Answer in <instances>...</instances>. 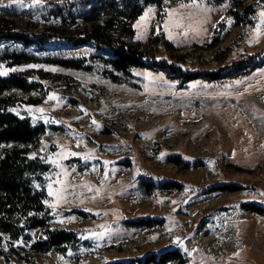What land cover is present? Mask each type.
<instances>
[{
    "label": "rangeland",
    "instance_id": "rangeland-1",
    "mask_svg": "<svg viewBox=\"0 0 264 264\" xmlns=\"http://www.w3.org/2000/svg\"><path fill=\"white\" fill-rule=\"evenodd\" d=\"M257 4L256 24L226 20L215 46V30L233 0H163L162 10L148 5L134 38L109 33L140 43L154 66L133 69L131 78L114 72L122 83L101 63L93 71L16 69L43 68L76 82L72 92L45 81L41 91L13 93L42 98L18 106L17 114L60 128L43 135L36 150L53 168L47 185L53 227L72 229L81 243L65 254L40 253L31 249L40 230L12 246L5 236L13 263L110 264L178 246L189 264H264V215L241 207L264 206V3ZM18 20L33 31L60 27L59 19ZM11 71L2 67L0 75ZM13 146H0V160ZM178 156L192 167L174 164ZM146 178L184 187L149 193L141 185ZM215 185L238 190L210 192ZM140 219L162 223L130 226ZM0 264H7L4 256Z\"/></svg>",
    "mask_w": 264,
    "mask_h": 264
},
{
    "label": "trees",
    "instance_id": "trees-1",
    "mask_svg": "<svg viewBox=\"0 0 264 264\" xmlns=\"http://www.w3.org/2000/svg\"><path fill=\"white\" fill-rule=\"evenodd\" d=\"M224 0H212L220 4ZM248 1V0H245ZM264 0L243 3L233 0L225 20L219 23L211 46L218 45L232 20L238 26L255 25L258 4ZM10 7H0V68L13 70L0 75V146L13 144L5 150L0 160V256L7 264H15L5 254L4 237L9 238L12 246L21 238H27L28 231L40 230L39 237L32 242L35 252L56 251L65 254L81 243L80 235L68 228L53 227V215L47 205L49 195L47 185L53 171L52 165L37 154L40 139L55 126L33 125L31 119L21 116L15 109L21 105H39L42 98L24 100L14 94L20 91L29 94L44 89L43 82L60 85L70 92L75 91L76 82L64 75H53L43 68L23 67L51 66L70 70L93 71L96 63L112 70H105L115 83L124 82L114 72L132 77L135 68H153L150 59L140 49V43L128 44L121 38H114L110 32L121 36L135 37L134 25L145 8L157 4L162 10L163 0H2ZM164 16L159 12L158 20ZM18 17L31 20L43 19L50 22L59 19L60 27L30 30L29 22L21 24ZM85 20L90 26L81 28L78 21ZM227 20V21H226ZM226 25V27H225ZM225 27V28H224ZM223 33V34H222ZM94 50V52H92ZM49 89L44 90V95ZM181 168H190L192 164L179 156L172 158ZM141 185L149 193L156 190L179 191L183 184L166 181L158 185L149 178ZM230 185H215L209 191H236ZM241 207L258 215H264V206L258 203H246ZM77 213H81L78 211ZM162 221L140 219L131 221L130 226L153 228ZM189 264V260L178 246H172L154 252L143 258L119 261L110 264Z\"/></svg>",
    "mask_w": 264,
    "mask_h": 264
},
{
    "label": "snow or ice",
    "instance_id": "snow-or-ice-1",
    "mask_svg": "<svg viewBox=\"0 0 264 264\" xmlns=\"http://www.w3.org/2000/svg\"><path fill=\"white\" fill-rule=\"evenodd\" d=\"M12 2H16V0H12ZM11 6V3L9 4H4L2 3V0H0V7H10ZM262 16H264V13H261ZM50 99H55V97H49ZM40 111H43V109H40ZM95 123V121H94Z\"/></svg>",
    "mask_w": 264,
    "mask_h": 264
}]
</instances>
